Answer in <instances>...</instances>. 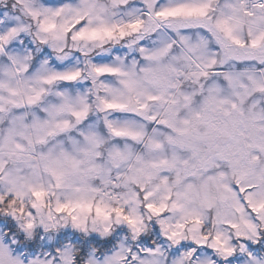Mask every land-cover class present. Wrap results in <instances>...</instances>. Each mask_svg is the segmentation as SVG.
Masks as SVG:
<instances>
[{
  "label": "clouds",
  "instance_id": "obj_1",
  "mask_svg": "<svg viewBox=\"0 0 264 264\" xmlns=\"http://www.w3.org/2000/svg\"><path fill=\"white\" fill-rule=\"evenodd\" d=\"M159 2L125 0L122 6L112 8L110 0H104L109 7L108 20L126 21L129 18L124 14L130 8L137 9L149 27L156 22L146 15L147 3ZM241 3L248 10L264 13L252 8L260 0H211L206 18L160 21L158 29L105 39L101 44L74 43L71 38L56 42L53 34L40 31L38 23L23 11L20 0H0V12L19 17L11 22L28 29L19 38L26 43L8 48L9 54L28 59L13 64L7 54L0 55V83L5 85L0 95L15 101L4 104L0 120V245L10 249L19 264H264V208L252 211L246 201L242 202L236 186L238 178L240 186L254 185L253 203L260 204L264 198L256 194L264 191V153H255L260 157L257 161L239 155L224 159L217 155L218 150L207 151L205 143L200 146V156L209 162L200 164L190 151L168 144L170 129L145 119L150 114L166 116L170 107H174L178 127L183 126L182 120L193 121L196 112L201 119L239 118L231 103H218L222 100L236 103L244 116L264 114V93L253 91L246 77L231 83L226 79V74L245 70L264 77V63L249 59L251 49L236 47L215 28L218 19L233 14L229 5ZM0 19L6 21L4 27L10 22L7 17ZM236 35L246 39L247 24ZM202 38L206 40L204 47H192ZM42 39L48 43L42 44ZM162 41L170 45L167 54L146 59ZM77 48L87 56L80 55ZM62 56L67 59H60ZM117 57L124 61L125 70L136 74L133 91L119 83L124 77L105 79L125 102L131 97L132 104L126 112H106L98 100L105 93L91 82L86 61L112 63ZM212 60L215 65L204 68ZM68 64L83 68V78L63 87L49 86L40 104L28 105L31 89L44 87L37 77L47 75L45 69ZM141 68L151 69L148 78ZM201 70L208 75H193ZM8 88L16 89L18 95L10 96ZM65 89L86 98L89 116L79 123L73 120L71 132L48 136L40 143L37 130L23 125H30L33 113L40 114L47 103L56 101L54 93ZM138 93L163 95L177 103L149 104V111L140 113L135 108ZM185 96L190 101H185ZM221 109L232 116H225ZM21 115L22 120L14 119ZM106 118L143 125L145 135L139 140L117 137L104 126ZM257 123L264 125V119ZM10 127L16 129L11 146L2 143ZM90 128L98 137L94 146L79 135ZM69 136L79 143L73 144ZM153 140H159L163 147L153 148ZM17 143L22 150L14 147ZM218 143L224 148L228 140L221 138ZM88 148L96 154L91 161L84 154ZM64 154L81 163L73 167ZM164 160L168 162L162 163ZM237 170L247 174L238 177L234 175ZM10 199L15 201L11 207ZM61 205L67 208L57 211ZM28 224L32 227L27 228Z\"/></svg>",
  "mask_w": 264,
  "mask_h": 264
},
{
  "label": "snow or ice",
  "instance_id": "obj_2",
  "mask_svg": "<svg viewBox=\"0 0 264 264\" xmlns=\"http://www.w3.org/2000/svg\"><path fill=\"white\" fill-rule=\"evenodd\" d=\"M147 2V0H146ZM23 11L39 25L41 32L46 34H53V40L59 42L61 40L67 42L69 38L75 42H93L103 43L105 39L114 40L124 38L130 35H138L142 30H155L159 27L160 21L165 20H193L206 18L211 10V0H160L159 4L153 5L147 3L149 11L146 15L154 19L156 22L151 27L146 25L144 15L137 9H129L124 15L129 19L121 22H113L107 19L109 15V7L104 3V0H20ZM111 7H120L125 3V0H110ZM232 9V15L218 19L215 25L216 30L221 32L226 39L231 40L232 44L241 49H251L249 59H259L264 63V13L258 14L254 10H248L243 3L239 5H229ZM253 9L264 10V0L260 3L254 4ZM241 9L243 11L241 12ZM0 16L7 17V26L4 27L6 21L0 19V55L7 54L8 59L13 64H18L21 59L26 60L28 57L25 55L23 58L8 53V48L16 45L17 43L24 44L26 41L19 39L20 36L28 29L23 24L14 23L11 21H18L19 17H9L8 13L0 12ZM63 18V19H61ZM244 18H247L246 20ZM247 24V38L240 39L236 35L238 30H242L244 25ZM173 30H178L176 26L169 25ZM211 30V29H210ZM181 39L187 40L186 37ZM42 44H47L48 41L42 39ZM206 40L203 38L199 44L192 47H204ZM131 46V45H129ZM223 47L224 45L221 44ZM170 45H162L153 49L150 55L146 56L148 60H155L160 56L166 55ZM57 51L63 52L64 49L57 48ZM76 51L83 56L87 53L83 49L77 48ZM145 49L141 48L140 52L145 53ZM240 59V57H234ZM60 59H67V57H60ZM135 63V62H134ZM215 60L210 64L204 65V68L214 66ZM80 61H76L79 65ZM88 75L92 78L93 85L99 84L100 89L105 93L104 96L98 97L99 104L102 105V110L106 112H126L132 104L131 97L125 102L122 98L118 97L117 93L106 82L107 77H124L119 83L128 89L129 92L133 91L131 84L134 83L133 77L136 75L131 70H125L126 65L119 57L112 63L86 61ZM19 71V67L17 68ZM47 75L37 77L39 82L44 87L31 89V94L27 95L28 105L35 106L40 104L44 97L48 95V87H56L57 85L63 87L64 85H71L80 81L85 70L78 66L71 64L61 65L57 69H45ZM140 72L145 74L148 78L151 69L141 68ZM193 75L207 76V71L201 70L199 73ZM246 77L250 82L253 91L264 93V77L257 78L248 70L239 73L226 74V79L231 83L234 79L239 80ZM5 87L0 83V89ZM9 95L15 97L18 95L17 90L8 88ZM111 94L112 98H108ZM54 95L56 96L55 102H49L40 110V114L33 113L31 124H25L23 127H31L36 129L39 135L37 140L40 143L46 142L48 136H57L63 133H69L73 128V120L82 122L89 116V105L86 103L84 96H73L72 93L65 90H57ZM140 98L135 100V108L137 112L149 111V104L157 102H164L170 106H174L177 102L175 100H168L163 95H155L150 93H138ZM185 101H190V97L185 96ZM210 100L214 99L212 97ZM15 104L14 100H6L3 95H0V120L3 119L5 111L4 104ZM207 103V102H206ZM220 105L231 103V109L239 113V118H230L228 120H218L213 116H205L200 118V113L196 112L194 120H182L180 124L182 127L177 126L175 119L176 113L174 107H170L166 116L159 114H150L145 119L156 123L158 126L170 129V134L166 137L168 144L175 145L177 148L188 150L192 153L200 164L208 163V159L201 158L202 151L201 145L207 144V151H217V155L221 158H231L235 156H250L252 161L260 159L255 153H264V125L257 123L258 120L264 119V114H254L251 116H244L239 112L238 105L229 101H219ZM243 103V97H241ZM225 116L231 117L227 109H221ZM65 116L71 119L63 118ZM15 120H22L23 116L14 117ZM104 126L117 137H126L132 140H139L144 137L145 132L142 130L143 125L135 124L134 122H126L121 124L119 121H112L105 119ZM203 128V131H201ZM16 129L10 127L8 130V137L3 140V144L12 145ZM154 133L156 130H153ZM158 134V133H157ZM84 137V141L94 146L98 143V137L94 130H85L79 133ZM227 138L228 143L226 147L221 148L218 141L221 138ZM30 140V138H29ZM69 140L73 144L79 143L75 137L69 136ZM31 142V140H30ZM16 149H21L20 144H15ZM152 147L161 149L163 147L159 140L152 141ZM251 150V151H249ZM85 157L91 161L96 155L91 148L84 149ZM117 155H120L117 152ZM65 159L70 160L73 167H77L81 161L75 160L64 154ZM167 163V160L161 161ZM187 163V161H185ZM238 165L239 161H235ZM247 174L243 170L234 171V175L243 176ZM223 175V174H221ZM264 183V177H261ZM236 186L239 187V195L242 202L246 201L251 207L252 211H256L257 207L264 208V199H261L260 204L257 206L253 203L252 191L254 185L240 186V179L236 181ZM39 195V193H37ZM257 197L264 198V191L257 193ZM15 203L14 200L9 201V207ZM152 205H149L151 208ZM67 208V205H61L57 211ZM127 219V217H125ZM27 228L32 225L28 224ZM231 251V250H227ZM189 255L192 251H189ZM0 264H19V261L13 258L10 249L0 245Z\"/></svg>",
  "mask_w": 264,
  "mask_h": 264
}]
</instances>
